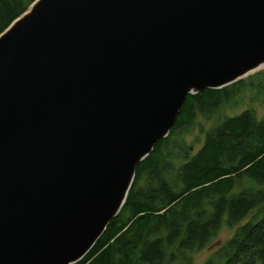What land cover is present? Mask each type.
I'll return each instance as SVG.
<instances>
[{
  "label": "water",
  "instance_id": "water-1",
  "mask_svg": "<svg viewBox=\"0 0 264 264\" xmlns=\"http://www.w3.org/2000/svg\"><path fill=\"white\" fill-rule=\"evenodd\" d=\"M264 69V0H35L0 34V264H76L188 95Z\"/></svg>",
  "mask_w": 264,
  "mask_h": 264
},
{
  "label": "trees",
  "instance_id": "trees-1",
  "mask_svg": "<svg viewBox=\"0 0 264 264\" xmlns=\"http://www.w3.org/2000/svg\"><path fill=\"white\" fill-rule=\"evenodd\" d=\"M34 1L0 0V34ZM246 90L264 95V71L185 98L167 137L137 165L122 209L76 264H171L254 211L203 264H264V117L222 118L194 155L179 137Z\"/></svg>",
  "mask_w": 264,
  "mask_h": 264
},
{
  "label": "rangeland",
  "instance_id": "rangeland-1",
  "mask_svg": "<svg viewBox=\"0 0 264 264\" xmlns=\"http://www.w3.org/2000/svg\"><path fill=\"white\" fill-rule=\"evenodd\" d=\"M33 3L34 2H32L27 7L26 11L32 6ZM258 71H264V69L261 68ZM251 75L252 74L249 76ZM234 99L235 101L231 102L230 100L229 104H224L221 110L212 116L208 121L197 119L191 127L187 128V130L179 136L183 146L189 149L190 155H194L201 148L206 133L224 117L237 116L241 112L247 110L252 111L258 121L262 120L264 117V95L257 97L246 90ZM252 214L248 215L238 226H235L234 228H228L225 226V224H222L221 229L218 231L215 238L208 246L193 253H186V255L184 254L176 256V258L172 260L171 264H203L220 247H222L228 240L232 238L237 227L248 222Z\"/></svg>",
  "mask_w": 264,
  "mask_h": 264
}]
</instances>
